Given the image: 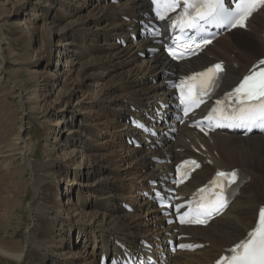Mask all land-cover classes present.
Returning <instances> with one entry per match:
<instances>
[{
	"label": "bare ground",
	"instance_id": "1",
	"mask_svg": "<svg viewBox=\"0 0 264 264\" xmlns=\"http://www.w3.org/2000/svg\"><path fill=\"white\" fill-rule=\"evenodd\" d=\"M29 1H12L9 6L10 0H0V48L5 50L1 69L6 61L15 56L21 57L20 63L26 68L24 73L18 72L12 70L9 64V69L1 70L2 76L6 77L7 74L4 73L7 72L8 78H14L10 80L18 84V89L23 92V104L27 113L37 112L36 117L43 122L46 119L48 122L53 116L51 110L54 105L49 100L52 93L50 90L57 86L53 102L58 103L62 110L66 108V103L78 97L77 92L71 91V86L77 83L79 91L86 96L85 99L94 101L97 108L95 119L98 122L92 119V115H88L89 112H86L83 103L74 113H70L71 110L68 109L69 122L79 117L83 122L82 128L81 123L78 126L80 130L65 124V139L61 144L57 142V149L48 139L39 149L35 147L32 138L22 135L23 122L28 114L25 116V110H19L22 113L21 123L11 146H18L32 175L34 193L28 206L29 210L34 216L39 214L43 219L31 228L27 250L38 246L42 251H37L36 259L27 261L24 244L18 243L20 240L10 239L7 242L6 239L0 238V263L4 259L5 264L12 261L18 264H82L83 260H89L92 264L93 260L88 258L91 254L97 264L99 247L100 255L106 253L111 257L112 254L121 252V245L134 250L142 249L143 240L162 244V252L167 254L168 264L212 263L253 227L258 208L264 205V135L251 134L243 137L216 131L206 137L194 129L180 126L174 133L175 140L172 141L165 134L166 130H170L169 126H156L157 138L135 148L129 146L124 138L134 136L142 139L143 134L129 125L128 118L134 115L145 119V114L152 112L159 101H169L172 98V79L180 74L198 71L217 61H224L226 66L220 91L231 89L252 64L264 57V26L259 31L256 30L259 20L264 17V6L252 14L244 28H235L213 41L197 57L172 63L161 51L158 41L140 33L145 22L151 21L148 15L151 10L148 0H118V3H112L111 0H41L34 10L35 17H43L39 26L30 25V21L26 22L20 16ZM88 6L87 13L78 12L84 11ZM54 9L58 13L57 18ZM66 17H69L66 23L57 24ZM1 22L10 26L13 40L21 47L20 51L14 52L11 38L5 33ZM236 32H243L246 38L249 37L248 32H253L257 37L249 43L246 39L249 47L239 48V40L232 36ZM132 34L138 37L136 41L133 40ZM122 38L128 41L126 47L118 42V39ZM259 47H262V50L257 56L255 50ZM234 48H239L238 56L230 58V50ZM55 56L58 59L54 60ZM62 56L67 58L64 62H60ZM42 64H54L57 72L64 75V84L60 85L58 79L54 81V72L49 70L48 66H41ZM12 90L15 92L14 87ZM132 107L135 109L132 110ZM61 116L65 117L64 112ZM7 117L10 122L12 113ZM62 117L57 119V126L62 124ZM101 125L118 139L119 148L108 147L106 151L109 153L99 151ZM85 130L89 136L80 137ZM159 141L163 145L157 144ZM83 144H86L85 150L82 149ZM179 148L183 151H178ZM57 150L59 154H56ZM154 157L162 162H157ZM187 157H196L204 165L180 187L182 193L189 194L204 184L216 168H241L249 177V181L241 188L228 209L206 227L164 225V219L153 203L141 193L142 188L151 192V187L147 184L149 179L165 181L172 167L168 163L170 159L177 162ZM62 159L71 162L73 169H78L74 171L75 176L80 173L79 168L87 166L86 175H91L92 183L88 179L80 185L94 189L90 194L96 195L98 199L93 203L98 206L95 211L79 210L78 206L70 205L68 200L66 202L62 198L60 188L57 189L58 192L53 190L48 194L47 202H41L42 188L49 177L56 171L61 172L62 176L61 169L65 168L61 163ZM122 163L132 165L135 171L128 169L123 172ZM113 164L115 169L111 168ZM105 168H109L110 177H98ZM130 172H134L132 177H128ZM80 195L78 193V197ZM9 200L7 196L3 199L0 197V210L12 203ZM58 200H61L63 206L58 204ZM124 203L132 205L133 212L125 209ZM85 204L87 203L83 205ZM11 205L15 206L13 203ZM51 213L57 216V219L65 216L66 219L53 221L52 215H49ZM71 216L76 218H70ZM72 221L73 225L82 223L75 229H67L72 227ZM176 228L179 229L178 232ZM76 229L87 245L84 251L89 254L82 253L81 250L70 251L67 247H70L68 241L64 242V232ZM57 231L60 233H56ZM176 233L189 234L188 239L181 241L204 243V247L193 252L178 251L171 254L164 243L167 239L174 238ZM59 257H62V260Z\"/></svg>",
	"mask_w": 264,
	"mask_h": 264
},
{
	"label": "rangeland",
	"instance_id": "2",
	"mask_svg": "<svg viewBox=\"0 0 264 264\" xmlns=\"http://www.w3.org/2000/svg\"><path fill=\"white\" fill-rule=\"evenodd\" d=\"M12 1H14L15 3H18V0H10L9 6L11 5ZM38 1H41V0H30L27 3V6L23 9L22 14L20 15L24 21H26V22L30 21L31 22L30 25L34 24L36 26H39L43 20V17H35L34 16V14H35L34 10L39 6ZM88 10H89V6L87 9L85 8L84 11L79 10L78 12L87 13ZM53 11H54V14L56 15V18H57L58 17L57 11L55 9ZM68 18L69 17H66L65 19H63V21L57 22V24L62 25L64 23H66L68 21ZM257 26H258L256 29L257 31L262 29V27L264 26V17L259 20ZM2 28L4 29L5 33L9 36V38H11V40H10L11 47L13 49H15L14 52L16 53L17 51H20L21 47H19L17 45V43H15V41L13 40V33L10 32V26H7L5 23H2ZM263 30H264V28H263ZM248 33H249V37H247V38L245 36L246 34H243V32H241V33L236 32V33L232 34V36L234 37L235 40H237V39L239 40L238 43H240V44H237V47L247 48V47H249L248 46L249 41L254 40L255 37H257L256 33H253V32L252 33L248 32ZM69 38H71V35H69ZM246 39L248 40V43H247ZM239 48L238 49L234 48V49L230 50L231 51L230 52L231 53L230 58H232L233 56H236V57L238 56ZM0 50H1V48H0ZM233 50H234V52H232ZM261 50H262V47H259L257 50H255L257 56H258V54L259 55L261 54L260 53ZM3 51H5V50H3ZM3 51L2 50L0 51V197L3 199V197L7 196V198H10V200H9L10 203L12 201L13 205H15V206H12L11 205L12 203H11L9 206H6L5 208L0 210V219H1V221H0L1 222L0 223V225H1L0 226V229H1L0 238L6 239L7 242L10 239L20 240V242H18V243L24 244L25 251L27 254V261H29V260L33 261L34 259L37 258V251H42V248L38 247V246H33L32 248H30V250H27V244H28V241L30 238V230H31V228L34 227V225L41 223L43 219H42V216L39 214H36V216H34L29 210L28 206H30L31 197L34 193V191H33L34 186H33L32 181H31L32 175L30 174L31 172H30L29 168L26 166V162H25L22 154L18 150V146H11L12 139L15 136V134L18 132L19 125L21 123L22 113L19 110L24 109L25 110V113H24L25 116L28 114L26 116L27 117L26 120L23 122L22 135L29 137V138H32V142L35 144V147H37L39 149H41V147L46 143L47 139L50 140L53 144H55V147L57 149L59 147V143L61 144V142H64V139H65L64 138L65 137L64 136L65 124H67V127H74L75 130H80V127L83 125V122H81L82 120L79 117L75 118L74 121L70 123L69 122L70 121L69 120L70 114H69V112H67V110L70 109L71 110L70 113H74L75 110L78 108V106H82L81 104L83 103V105L86 106V112H89L88 115L89 116L92 115L91 116L92 119H95L97 117L96 113H95L97 108L95 107L96 105L94 104V101L91 102L92 101L91 99H85L86 96L85 95L83 96L82 92L79 91L80 87L78 86V84L74 83L71 86V91L77 92L78 97L73 98L74 100H72V102L69 101L68 103H66L65 104V105H67L66 108L64 107L62 110H61L62 107L61 108L58 107L59 106L58 103L53 102V99L55 98V89L57 88V86L54 89L50 90V92H52V93H51L49 100L53 103L54 107L51 110L52 111L51 113L53 116L50 119H48V122H47V119L44 120V122H43L42 119L36 117L37 112H35V113H33V112L29 113L28 112L27 113L26 107L23 104L24 94L20 89H18L20 87L18 86V84L14 83L12 81V80H14V78H11V76H10V78H8L9 73H7V72L4 73V74H7L6 77L2 76V73H1L2 69L6 70L7 68L8 69L10 68V67H8L9 64L11 65L12 70H18V72L19 71L23 72V70H25L26 68L24 67L23 64L20 63L21 57L15 56L13 59L10 60L11 62L6 61L3 64V67L1 69V63L3 62V58H4V52ZM62 57L63 58H60V62L65 61L66 57L65 56H62ZM56 59H58V58L55 56L54 60H56ZM248 62H250V61H248ZM54 64H52V66L42 64L41 66H44V65L48 66L49 70L54 72V76L52 79L54 81H57V79H58L60 85H63L64 81H65V77H64V75L59 74L57 72L58 70L56 68H54ZM42 68H44V67H42ZM10 79H12V80H10ZM12 87H14L15 92H13ZM17 93L19 94L18 97L16 96ZM79 99H84V100L80 103L76 102ZM63 112L65 114L64 118L61 116L63 114ZM11 113H12L13 118L11 119L10 122H8L7 116L10 115ZM61 117H62V124L60 126H57L56 121L58 118H61ZM6 118H7V120H6ZM66 120H68V121H66ZM12 121L14 122V125H13ZM94 121L96 123L98 122V120H96V119ZM79 124H80V127H78ZM61 130H62V132H60ZM100 134H101V137L99 139V146H98L99 151L108 152V151H106L108 147H112V149H114V148L117 149V147L119 148L118 139L113 137V134L110 132V130L104 129L103 125H101ZM82 135L83 136H80L82 138H86L87 136H89V135H87L86 130L83 132ZM57 142H59V143H57ZM76 143L80 144V142H76ZM85 145L86 144H83V146H84V147H82L83 150L86 149ZM59 153H60L59 150H57L56 154H59ZM61 163H62V166L64 165V167H65L64 170L61 169V171H63L62 176L60 175L61 172L56 171V173L54 175H51L49 177V179L46 181V183L44 184V186L42 188L41 202H43V203L47 202L48 194L53 190L55 192H58L57 189L60 188V190H59L60 193H63L62 198H64V201H66V202L68 200L69 203H71L70 205L78 206V209L80 208L79 210L84 209V211H86V210L87 211L88 210L89 211H95L98 208V206H95L93 203L96 202L98 199L96 198V195L90 194L91 191H93L94 189L91 190L90 187H83L80 185V183H86L88 181V179H90L89 182L92 183L91 175H89V176L86 175L88 172V171H86L87 166L84 165L81 168H79L80 173L76 174V176H75L74 171H76L78 169H73L71 162L69 163L67 160L62 159ZM127 165L128 164H126V163H122L121 167L123 169L122 170L123 172H126L128 169H130V171H135V169L132 167V165H128V166ZM111 168L115 169L116 168L115 164L111 165ZM108 169L109 168H105L104 171L98 175V177L99 176L110 177V175L108 173L109 172ZM133 175H134V172H130V174H128V177H132ZM116 183H118V182H116ZM10 184H12V185H10ZM80 188H82V189H80ZM79 190H81V191H79ZM78 193L81 194L80 197H78ZM25 195H27V196H25ZM10 196H12V197H10ZM84 197H85V199H83ZM84 203H87V204L83 205ZM58 204L63 206V204L61 203V200H58ZM94 207H95V209H94ZM49 215H52L53 221L58 220V219L59 220L66 219V216L60 217L57 219L56 218L57 216H53V213H51ZM73 217L76 218L75 216H71L70 218H73ZM3 221H5V222L2 223ZM81 223L82 222H79L78 224L73 225V221H72V227H67V229H69V228L75 229ZM19 229H21V230H19ZM77 231L78 230L76 229V230L64 232V235H66L64 242L68 241L70 247L69 246H67V247L70 251L81 250L80 252L85 253V254H89L88 251H84V248H87V245H86L85 241L81 239L79 232H77ZM58 232L60 233V231H57L56 233H58ZM14 233L16 235H14ZM56 239H58V237H56ZM99 249L101 251L100 247H99ZM100 251L98 252V257L96 259L97 264H98V259L100 256ZM89 255L90 256L88 258L90 260H93L92 262H94V263H92V264H95L94 257H92L91 254H89ZM60 259L62 260V257ZM1 261L2 262L0 264H5L3 262L4 259H2ZM9 264H18V263H16L15 261H12ZM82 264H91V263L89 262V260H83Z\"/></svg>",
	"mask_w": 264,
	"mask_h": 264
},
{
	"label": "snow or ice",
	"instance_id": "3",
	"mask_svg": "<svg viewBox=\"0 0 264 264\" xmlns=\"http://www.w3.org/2000/svg\"><path fill=\"white\" fill-rule=\"evenodd\" d=\"M179 2L180 0H152L156 15L160 19H164L168 12L174 11L179 6ZM260 4H264V0H239L235 9L230 11L225 7L224 0H183V11L172 21V25L179 27L181 32L199 28L201 21L230 24L232 27L244 26V21ZM209 42L204 41V43ZM187 50L191 51L190 46ZM169 53L177 59L184 54L183 51L178 52L174 49H169ZM258 64L264 65V59ZM256 68L257 66L254 65L238 86L226 94L231 104L225 105V101L217 100L218 107L213 108L205 117L210 125L215 120L218 126L224 121L232 127L264 126V68L258 71ZM222 71V65L216 64L174 85L180 89L181 103L185 106L186 115L192 107L202 103L203 97L216 87ZM188 163L199 167L195 161L185 162ZM236 175L235 171L231 173L218 171L209 186L200 188L188 202L189 211L180 217L181 222L205 223L206 220L200 219L201 216L209 217L222 209L225 206L223 181L227 180L228 184L235 183ZM212 188H218L219 191H211ZM180 247H192V245H180ZM227 251L230 254L220 257L216 264H264V206L259 209V217L254 228Z\"/></svg>",
	"mask_w": 264,
	"mask_h": 264
}]
</instances>
